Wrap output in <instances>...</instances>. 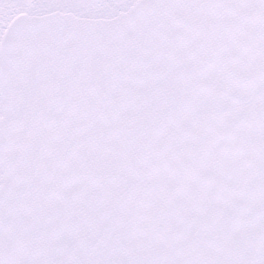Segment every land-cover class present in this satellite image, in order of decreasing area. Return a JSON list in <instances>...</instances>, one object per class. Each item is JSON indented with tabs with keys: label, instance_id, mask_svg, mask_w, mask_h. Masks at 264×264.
I'll list each match as a JSON object with an SVG mask.
<instances>
[{
	"label": "snow or ice",
	"instance_id": "1",
	"mask_svg": "<svg viewBox=\"0 0 264 264\" xmlns=\"http://www.w3.org/2000/svg\"><path fill=\"white\" fill-rule=\"evenodd\" d=\"M0 264H264V0H0Z\"/></svg>",
	"mask_w": 264,
	"mask_h": 264
}]
</instances>
